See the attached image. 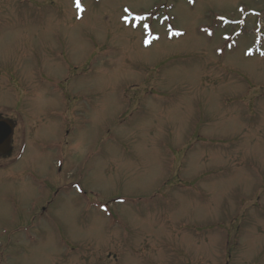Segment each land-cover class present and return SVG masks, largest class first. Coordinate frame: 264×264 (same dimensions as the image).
Masks as SVG:
<instances>
[{
  "label": "rangeland",
  "instance_id": "obj_1",
  "mask_svg": "<svg viewBox=\"0 0 264 264\" xmlns=\"http://www.w3.org/2000/svg\"><path fill=\"white\" fill-rule=\"evenodd\" d=\"M0 0V264H264V0Z\"/></svg>",
  "mask_w": 264,
  "mask_h": 264
},
{
  "label": "water",
  "instance_id": "obj_2",
  "mask_svg": "<svg viewBox=\"0 0 264 264\" xmlns=\"http://www.w3.org/2000/svg\"><path fill=\"white\" fill-rule=\"evenodd\" d=\"M11 129L9 122L0 120V154H4L8 150Z\"/></svg>",
  "mask_w": 264,
  "mask_h": 264
},
{
  "label": "snow or ice",
  "instance_id": "obj_3",
  "mask_svg": "<svg viewBox=\"0 0 264 264\" xmlns=\"http://www.w3.org/2000/svg\"><path fill=\"white\" fill-rule=\"evenodd\" d=\"M76 5L80 11H83V9L80 7V0H76Z\"/></svg>",
  "mask_w": 264,
  "mask_h": 264
}]
</instances>
